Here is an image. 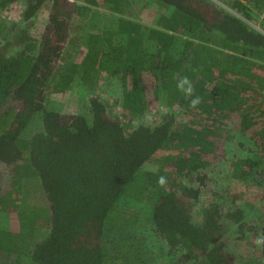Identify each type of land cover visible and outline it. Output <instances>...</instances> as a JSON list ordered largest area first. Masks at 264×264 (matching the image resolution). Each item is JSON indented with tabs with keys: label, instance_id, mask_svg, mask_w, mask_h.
<instances>
[{
	"label": "trees",
	"instance_id": "obj_1",
	"mask_svg": "<svg viewBox=\"0 0 264 264\" xmlns=\"http://www.w3.org/2000/svg\"><path fill=\"white\" fill-rule=\"evenodd\" d=\"M78 1L0 0V14L21 4V26L0 39V165L9 168L8 187L19 183L0 194V212L9 213L0 223L1 261L25 264L18 259L25 253L26 264H149L133 239L141 215L169 264H263L264 247L244 256L227 244L226 224L243 244L264 234V33L243 19H256L264 0H220L227 8L211 0ZM97 6L115 14L110 25ZM77 19L81 38L73 36L70 54L65 43ZM100 73L118 81L126 120L108 117L95 97L86 113L46 104L52 90L75 79L93 86ZM176 73L193 82L197 109L177 90ZM159 99L168 107L159 121L127 124ZM33 119L36 131L28 129ZM237 132L253 151L230 157L228 172L262 204L248 194L222 211L213 192L194 219L203 179L194 187L185 177L226 156L224 142ZM23 183L41 190L44 207L24 203ZM126 205L145 208L126 213ZM250 212L256 226L243 220Z\"/></svg>",
	"mask_w": 264,
	"mask_h": 264
},
{
	"label": "rangeland",
	"instance_id": "obj_2",
	"mask_svg": "<svg viewBox=\"0 0 264 264\" xmlns=\"http://www.w3.org/2000/svg\"><path fill=\"white\" fill-rule=\"evenodd\" d=\"M75 1V0H72ZM78 1V0H76ZM215 2L218 6H221L222 8H227L222 1L220 0H211ZM79 2V1H78ZM20 3H13L9 5L6 9L1 11L0 14V25L2 27L0 39L2 41L8 40L9 35L13 32L17 26H21L19 20V14H20ZM93 10L96 14H100L104 20L106 25H110L109 19L110 17H107V15H115L112 11H110L108 8L103 6H97L94 7ZM130 13L132 14L131 18H136V10L133 11V9H129ZM232 11V10H231ZM46 7L44 9L40 10L36 16L37 21L35 19V22L33 24L34 29L33 30H39L41 29V26L38 24V21H42L43 18L46 16ZM233 12V11H232ZM240 16L239 14H237ZM79 19V17H78ZM77 19V27L74 28V30L68 35V38L65 43V50L69 51L71 54L74 50L72 47L70 41L72 40L73 36L76 34L77 37L81 38V31H80V23L81 20ZM245 21H247L248 24H250L252 27L256 28L257 30L264 33V10L257 12L256 19L248 20L246 18H243ZM16 23V26L14 25ZM102 21L97 24L101 25ZM68 45V46H67ZM70 46V47H69ZM76 51V50H74ZM93 86L87 87L80 82L77 81V79L73 80L71 84L65 88L60 90H52L51 93L48 95L47 98V105L50 107H53L55 109H58L60 111L64 112H82L86 113V104H89V99L91 97H95L99 100H101L105 105V113L110 118H120L125 119L124 115H122L120 106H119V99H120V86L118 81L113 77H107L104 75V73H100V76L97 78V80L94 81ZM151 106L147 108L146 111L142 113V115L138 117L131 118L127 124L129 126L135 125L139 120L146 123V124H152L161 119V117L166 114L168 107L165 106L161 99L157 102L155 100ZM174 112V116L181 119L182 118V111H179L178 107L171 110ZM184 115V114H183ZM37 119V118H36ZM36 119H33L28 126V129L30 131H36L38 127V121ZM25 133V131H24ZM26 134V133H25ZM225 146V155L222 159L217 158L212 163L204 166L203 168L198 169L197 171L193 172L191 175L185 177V182H187L189 185L192 186H199L200 185V178L203 179V182L201 183V188L199 189V195L198 200L196 203H194V206L192 208V213L194 219H198V214H196V211L198 210V207L200 206L201 202H205L208 199L212 198L215 194L213 192H218L219 199H220V205L222 206V211L225 210L229 206H237L240 202L239 200H242L247 197L248 194L255 196V204L258 205L262 204V201L260 197L256 194L255 188H248L249 192L242 188L244 187L240 183H237L234 181L228 172V161L229 158H233L236 156H246L250 155L253 151L252 143L246 139L243 138L240 133L234 134L232 137L226 140L224 142ZM148 169H154V163L148 162L145 165ZM0 179H1V190L0 194H3L6 190L5 188L8 187L9 181H10V174H9V168L5 165H0ZM195 177V179H194ZM227 177V179H226ZM205 183V186H204ZM17 186H11V190L14 189L15 191L19 189V183L16 182ZM8 187V189L10 188ZM242 188V189H241ZM243 190L242 193H239V190ZM3 191V192H2ZM23 192L25 194L23 201H29V203H37L40 204V206L44 207V198L42 196L41 190L34 189L30 184L27 183L25 185L23 183ZM22 192V193H23ZM235 193V194H233ZM236 193L240 197H236ZM255 193V194H254ZM30 194V195H29ZM32 194V195H31ZM218 197V196H217ZM231 197L235 199L231 200ZM257 201V202H256ZM21 202V201H20ZM23 204V202H21ZM125 212L126 213H138L141 214L140 211L144 210L145 207L141 206H125ZM11 216V214H10ZM9 213L6 211L0 212V223L4 220L8 221ZM137 221L136 224L133 225L132 230L134 231L133 239L136 244L138 245H144L146 249L148 250V254L146 256L147 261L149 264H155V263H162V264H169V261L173 258L172 256L168 255V251L166 249V246L163 242V240L158 239L155 234L151 231L150 224L146 222L141 215L140 219L136 217ZM223 221H226L224 216L222 217ZM243 220H246V225L250 224V226H256L257 225V218L254 216V213H248L245 217H243ZM231 222L227 221L226 226H228L227 234L230 237V240H227V244L233 246V250L236 248L239 250V252L242 253V255L246 256L248 252H255L257 250V247L255 245V240L253 243H245L243 244L241 241H238L235 239V226ZM37 238V237H36ZM224 239V238H223ZM226 240V239H225ZM230 246V248H231ZM232 250V249H230ZM18 259H20L23 263L26 264L27 262V255L25 253L18 256ZM2 262V263H1ZM6 262L5 257H3V260L0 259V264H12L13 260L10 263H3ZM264 264V263H263Z\"/></svg>",
	"mask_w": 264,
	"mask_h": 264
},
{
	"label": "clouds",
	"instance_id": "obj_3",
	"mask_svg": "<svg viewBox=\"0 0 264 264\" xmlns=\"http://www.w3.org/2000/svg\"><path fill=\"white\" fill-rule=\"evenodd\" d=\"M173 79L176 81V88L181 92L186 98L189 99V106L192 109H197L202 103V98L195 95V88L193 82L187 76H182L179 73L174 74ZM158 183L164 186L167 183L165 177L161 176L158 178ZM255 244L257 246L264 247V234H260L256 237Z\"/></svg>",
	"mask_w": 264,
	"mask_h": 264
}]
</instances>
